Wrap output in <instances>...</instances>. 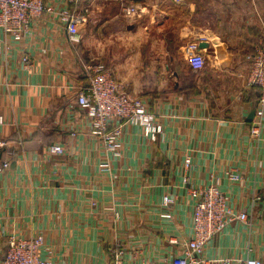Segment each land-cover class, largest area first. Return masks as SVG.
Here are the masks:
<instances>
[{"label":"crops","instance_id":"obj_1","mask_svg":"<svg viewBox=\"0 0 264 264\" xmlns=\"http://www.w3.org/2000/svg\"><path fill=\"white\" fill-rule=\"evenodd\" d=\"M43 1L83 13L84 22L77 43L47 15L21 41L0 29V161L8 162L0 173V260L9 235L37 233L41 257L55 264H109L117 242L127 259H171L181 246L168 238L192 236L191 187L218 180L250 219L213 236L203 256L264 261V117L252 137L258 92L247 85L264 0ZM130 3L141 10L134 22L122 16ZM191 41L207 43L198 71L182 52ZM99 63L162 125L154 141L124 125L118 158L76 101ZM52 144L64 152L49 154ZM164 196L173 199L168 207Z\"/></svg>","mask_w":264,"mask_h":264},{"label":"built area","instance_id":"obj_2","mask_svg":"<svg viewBox=\"0 0 264 264\" xmlns=\"http://www.w3.org/2000/svg\"><path fill=\"white\" fill-rule=\"evenodd\" d=\"M43 15L57 19L65 26L68 40L79 41L78 27L84 22V14L71 10L69 7H54L43 0H0V29L15 41H21L28 35L32 24ZM141 10L135 4H127L122 8V16L130 22L140 18ZM198 41L184 45L183 54L188 65L194 71L205 65L204 49L199 48ZM6 43L0 40V52ZM250 70L247 85L258 87L260 95L256 102L255 116L250 122L249 133L258 137L264 117V31L254 48L248 55ZM21 61L24 67L30 64L28 55H23ZM78 106L90 120L91 133L98 137L105 151L112 158L121 155L119 138L124 125H137L150 140H156L162 132V125L151 113L144 101L124 92L112 73L101 63L89 69L87 84L77 93ZM1 123V118H0ZM49 154H62L64 149L59 144H52L47 149ZM108 169L109 163L102 164ZM185 166L190 161L185 160ZM8 167V162L0 161V173ZM229 179L239 181L238 174L226 173ZM186 181V179H185ZM194 200L192 209V236L183 243L176 237L168 238V244L181 246L179 254L171 259L134 260L126 257L127 252L121 243L117 242L109 264H264V261L254 257L216 259L206 258L202 252L206 243L232 223L246 222L250 214L244 210H236L230 203L229 195L219 188L218 180L208 185L194 186L190 189ZM173 199L164 196L162 205L168 207ZM162 217L169 218L168 212ZM43 236L40 233L21 236L9 235L7 248L0 264H55L54 261L42 258Z\"/></svg>","mask_w":264,"mask_h":264},{"label":"water","instance_id":"obj_3","mask_svg":"<svg viewBox=\"0 0 264 264\" xmlns=\"http://www.w3.org/2000/svg\"><path fill=\"white\" fill-rule=\"evenodd\" d=\"M198 45H199V48H205V47H207V43L205 41H200L198 43Z\"/></svg>","mask_w":264,"mask_h":264},{"label":"trees","instance_id":"obj_4","mask_svg":"<svg viewBox=\"0 0 264 264\" xmlns=\"http://www.w3.org/2000/svg\"><path fill=\"white\" fill-rule=\"evenodd\" d=\"M253 88H255V89L257 90V92H258V97H259V95H260V90H259V88H258V87H255V86H253ZM258 97H257V99H258Z\"/></svg>","mask_w":264,"mask_h":264},{"label":"rangeland","instance_id":"obj_5","mask_svg":"<svg viewBox=\"0 0 264 264\" xmlns=\"http://www.w3.org/2000/svg\"><path fill=\"white\" fill-rule=\"evenodd\" d=\"M121 245H123L122 243H121ZM135 259H142V257H134ZM146 258H144V260H145Z\"/></svg>","mask_w":264,"mask_h":264}]
</instances>
